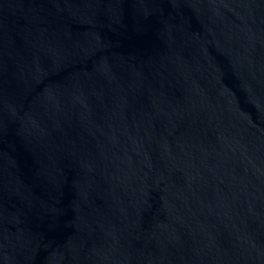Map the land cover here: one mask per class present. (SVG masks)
<instances>
[{
    "label": "water",
    "instance_id": "obj_1",
    "mask_svg": "<svg viewBox=\"0 0 264 264\" xmlns=\"http://www.w3.org/2000/svg\"><path fill=\"white\" fill-rule=\"evenodd\" d=\"M0 202L53 264H264V0H0Z\"/></svg>",
    "mask_w": 264,
    "mask_h": 264
}]
</instances>
